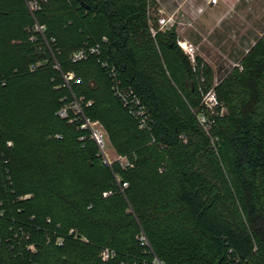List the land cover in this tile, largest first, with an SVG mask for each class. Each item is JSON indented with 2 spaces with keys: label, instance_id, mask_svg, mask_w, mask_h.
<instances>
[{
  "label": "trees",
  "instance_id": "obj_1",
  "mask_svg": "<svg viewBox=\"0 0 264 264\" xmlns=\"http://www.w3.org/2000/svg\"><path fill=\"white\" fill-rule=\"evenodd\" d=\"M157 9L0 0V264H264V34L214 84L175 28L160 29ZM96 44L149 109L150 128L115 96L100 56L71 60ZM68 72L79 79L71 89ZM211 89L214 111L202 104ZM73 95L131 166L104 163L89 130L58 116Z\"/></svg>",
  "mask_w": 264,
  "mask_h": 264
},
{
  "label": "rangeland",
  "instance_id": "obj_2",
  "mask_svg": "<svg viewBox=\"0 0 264 264\" xmlns=\"http://www.w3.org/2000/svg\"><path fill=\"white\" fill-rule=\"evenodd\" d=\"M236 1L235 4H229V9L222 16L230 23L227 29L222 18L218 22L198 21L204 11L215 7L207 5L205 0H199L201 4L195 3L196 0H156L158 17H173L165 29L174 27L178 34V45L181 47L179 42L185 44L186 41L189 47H193L195 59L201 57L212 68L214 84L233 67L242 68L243 58L264 34V0ZM192 6H195V14L189 15L188 9ZM187 26L192 28V38L187 36ZM181 49L183 50L182 47ZM183 52L191 60L184 50ZM99 126L105 132V153L113 161L117 155L106 131Z\"/></svg>",
  "mask_w": 264,
  "mask_h": 264
},
{
  "label": "built area",
  "instance_id": "obj_3",
  "mask_svg": "<svg viewBox=\"0 0 264 264\" xmlns=\"http://www.w3.org/2000/svg\"><path fill=\"white\" fill-rule=\"evenodd\" d=\"M219 1L220 0H205L207 5H210V6L218 5ZM31 7L35 8L36 3H31ZM172 20H173L172 16L160 17L158 19V24H159L160 29H165L166 26L169 24V22H171ZM171 24L173 26V23ZM45 30L46 28L44 25L37 24L35 26V31H38L40 35H42V38L45 41V43L49 45V41L47 40L45 36ZM152 31L153 33H155L154 29H152ZM31 40L35 41L37 40V37L33 35L31 37ZM52 40L54 41V39ZM184 42H185L184 46H182L181 41L179 42V44L181 45L183 50L191 57V60L195 61L193 47L191 45L189 47L187 42L186 41ZM101 54H102L101 46L99 44H96V45L89 46V47H83L81 49L74 51L71 55V60L73 62H77V61L87 59L91 55L100 56L98 60L100 61L102 67L106 69L108 75L110 76L112 80V89H113L115 96L120 100L122 105L129 112V114L138 120L139 126L141 128H146V127L150 128V125L152 123V118H151L149 109L142 102V100L140 99V97L137 95V93L132 87L123 86L121 84V81L118 77V72L116 70V67L110 64V62L106 58L101 57ZM42 64L43 62L32 64L31 69H36ZM55 67L58 69L60 68L57 62L55 63ZM63 78L65 82L64 86H67L68 88H70L71 81L79 82V79H76L75 74L73 72L63 73ZM6 83H7V80L4 77H0V85L4 86L6 85ZM202 104L210 111H214L220 105V102L216 96L214 89H211L208 93L205 94V96L203 97ZM70 112L73 113V116H71ZM57 114L59 117L63 119H69L70 122L80 121V128L83 130H89L91 138L96 142L99 148L100 155L102 156L104 163L111 165L113 162L119 161L120 164L124 167L131 166V164L127 161L125 157L120 156L118 154H117L116 159H114L113 161H110V159L107 157V154L105 153V141H106L105 132L99 126L100 124L98 121H92L90 118L84 115L82 111L81 103L74 95H73V100L70 103L63 106L60 110H58ZM199 121H200V124L204 126L205 128H207V125L211 122L208 116L205 114L199 115ZM84 138H85L84 135L80 137L81 140ZM8 144L11 145L12 143L8 142ZM5 162H7V160ZM123 186L126 187L127 183H123ZM108 194L110 193L109 192L104 193V195H108ZM48 221L50 220L48 219ZM69 234L75 235L74 230L71 229L69 231ZM140 240L142 241V244L148 245V240L145 236H142ZM64 241H65L64 236L60 234H56V238H55L56 245L62 246L64 244ZM49 242H51L50 237H48V243ZM29 248L33 251L35 250V247L33 244L30 245ZM101 256L103 260L109 259L110 251L108 249L103 250ZM154 264H163V263L159 261L157 258H155Z\"/></svg>",
  "mask_w": 264,
  "mask_h": 264
},
{
  "label": "crops",
  "instance_id": "obj_4",
  "mask_svg": "<svg viewBox=\"0 0 264 264\" xmlns=\"http://www.w3.org/2000/svg\"><path fill=\"white\" fill-rule=\"evenodd\" d=\"M237 1L236 0H222L221 1V3L219 4V5H217V6H215V7H212V8H209V9H207L206 11H204V13H202L201 15H200V18H199V20L198 21H203V22H205V20L206 21H211V22H218V21H220L221 20V18H222V22H223V24H224V26H227V29L230 27V23H229V21L226 19V18H224V17H222L226 12H227V10L229 9V4L230 3H236ZM195 3H200L199 2V0H196V2ZM201 4V3H200ZM246 5V4H245ZM192 8V9H191ZM190 9H188V14L190 15V14H192V13H194L195 14V12H194V9H195V6L193 7H191ZM245 9V8H244ZM187 28H189L188 26L185 28V29H187ZM188 31V33H187V36L189 37V38H192V36H193V31H191L192 30V28H189V29H187ZM114 149V148H113ZM116 153V152H115ZM116 155H117V153H116Z\"/></svg>",
  "mask_w": 264,
  "mask_h": 264
},
{
  "label": "bare ground",
  "instance_id": "obj_5",
  "mask_svg": "<svg viewBox=\"0 0 264 264\" xmlns=\"http://www.w3.org/2000/svg\"><path fill=\"white\" fill-rule=\"evenodd\" d=\"M182 44V43H181ZM185 44H182V46H184Z\"/></svg>",
  "mask_w": 264,
  "mask_h": 264
}]
</instances>
